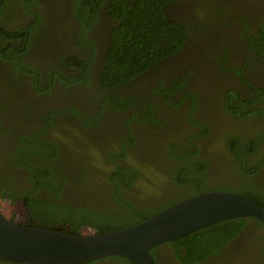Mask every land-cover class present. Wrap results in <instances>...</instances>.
<instances>
[{
  "label": "trees",
  "instance_id": "obj_1",
  "mask_svg": "<svg viewBox=\"0 0 264 264\" xmlns=\"http://www.w3.org/2000/svg\"><path fill=\"white\" fill-rule=\"evenodd\" d=\"M91 1L94 2L90 4ZM172 1L176 0L110 1L108 12L115 25L101 69L102 85L113 89L133 82L179 53L189 41V47L198 46L195 50L206 57L211 45L218 41L222 48L218 59L221 69L235 70L244 90L241 93L230 88L224 100H218L217 108L235 114L239 123L228 128L218 121L214 125L224 129L220 141L218 137L213 145H204L211 124L200 115L201 119L195 118V111L200 109L199 91L195 89L198 85L187 89L192 75V71H187L174 77L169 85L162 79L154 87L161 97L159 107L172 108L167 119L158 115L154 103L149 102L145 108L122 117L114 125L117 131H112L111 126L103 137L90 141L87 129L98 125L102 111L95 116L73 105L61 108L64 111L59 124L54 121L56 112L46 117L53 139L46 136V129L15 135L8 127L0 129V197L25 202L29 211L26 226L38 225L73 234L85 228L106 233L140 223L173 203L210 190L240 192L264 207V177L261 176L264 173V84L253 83L245 75L253 57L261 64L259 78L264 81V15L256 14V31L250 16L228 18V21H243L240 38L246 39L254 51L253 55L246 54V63L237 69L226 62L225 43L234 39L222 30L227 22L226 8L216 0H201L200 11L191 14L186 23L167 14L166 6ZM101 2L78 0L80 21L90 22L87 14L95 15V7ZM29 4L30 0L24 1L27 11L37 17L29 28L32 38V30L39 28L40 19ZM5 5L6 2L1 5V13ZM30 42L22 53L28 50ZM15 64L12 73L17 79L22 68L17 61ZM14 78L6 68L0 67V88H6L9 96L16 93L10 88H14ZM179 91H184L180 101L170 97ZM105 101L116 113L136 107L134 97L111 96L99 101L101 110L106 108ZM242 121L251 122L250 133L242 130ZM137 122L144 123L142 131H135ZM164 123L167 128L162 132L160 127ZM192 125L201 128L200 131L195 132ZM66 137L78 144L66 145ZM249 143L252 144L250 153H256L252 161L245 159L247 151L242 146ZM159 246L151 250L156 264L155 252ZM163 247L173 264H264V225L254 217L228 219L166 242ZM0 262L4 261L0 259ZM79 264L139 263L126 257L109 256Z\"/></svg>",
  "mask_w": 264,
  "mask_h": 264
},
{
  "label": "flooded vegetation",
  "instance_id": "obj_2",
  "mask_svg": "<svg viewBox=\"0 0 264 264\" xmlns=\"http://www.w3.org/2000/svg\"><path fill=\"white\" fill-rule=\"evenodd\" d=\"M24 1L0 0V7L6 2L2 13L0 12V67L6 68L9 75L13 78L15 77L13 74L16 68L15 61L5 58L4 55L6 49H10L13 55L17 57L15 58L22 68V71L18 72L20 77L13 79L14 88L10 86L11 90L14 89L13 91L16 93L9 96L6 88H0V90H3L2 92L0 91L1 130L8 127L15 135L39 132L42 129H46L48 130L46 136L53 139V132L51 133L48 128L46 117H48L50 112H56L54 121L59 124L60 118L63 116L61 112L64 111L61 108L74 105L81 110L83 109V111L88 110L95 116L102 111L98 125L87 129L89 131L86 136L88 137L87 139L103 137V134L111 129V126L118 124L122 117L129 116L136 109L145 108L149 102L154 103V109L158 115L163 119L169 118L172 108L163 105V107H159L162 103L161 97L154 91V87L162 79H164L165 85H169L174 77H179L187 71H192L191 78H189L187 83L198 85L195 89L199 91L197 96L200 99L207 96L208 87L216 83L214 77L212 79L211 76L212 70L217 72L216 67L212 63L213 57L211 56L207 61V57H203L200 52L195 50L198 46L191 45L189 47L191 43L189 41L179 53L152 67L133 82L113 89L105 88L101 83L100 74L109 50L110 33L115 25L113 18L108 12L111 0H102L101 3H98L95 7V15L87 14L86 17L90 20L87 23H83L79 19L77 13L78 0H30L29 5L38 12L40 19L39 28L32 30V38L30 37L31 31L29 28L37 17L27 11ZM253 1L216 0L218 5H223L226 8L227 22L222 30L234 37L233 40L235 41L241 42L237 37L243 32L244 23L240 19L238 21H228V18L233 20V17L246 18L250 16L252 17L251 25L255 29L258 23L256 14L262 13L257 12L258 6H254ZM92 2L94 1H91L90 4ZM199 3L202 7L203 2L201 0L172 1L167 4L166 12L169 16L182 18L187 23L190 21L191 14L196 13L198 10L200 11ZM263 5L261 4V8ZM29 40L31 42L26 48L28 50L22 53L21 51L27 46ZM233 40L228 43L231 53L230 60L237 62L234 49L240 44L233 43ZM210 48L215 49V46L212 47L211 45ZM260 69H262L261 64L258 61H254L245 74L249 76V79L260 82ZM67 82L69 86L66 87L65 84ZM217 85L218 88L221 87L220 84ZM242 88L244 90L243 86ZM175 95V93H172L170 97L174 98ZM14 96L17 97L14 98ZM111 96L134 97L136 107L120 110L116 113L110 104L105 101L106 108L101 110L102 106L99 101ZM6 97L7 100L4 99ZM200 111H195V113L199 114ZM210 116L203 114L202 118L204 121H209L211 125L218 121L226 125V119L228 118L233 119L232 123L227 122L228 128L235 127L239 123L235 114L214 112ZM134 127H136L135 131H142L145 125L137 122ZM240 127L242 130L249 131V133L253 129V125L249 121L240 122ZM166 128L167 123H164L160 130L163 132ZM223 133L224 129L222 128L213 129L206 135L207 140L204 145H213L215 140ZM13 138L11 141L16 143L17 140ZM250 145L252 144L242 145L248 153L245 155L247 161H252L256 157V153H250L252 149ZM222 151L225 154V150ZM211 155L213 157L214 153ZM239 159L242 162V157ZM262 162L263 160L260 161V164ZM261 176L264 177L263 172ZM4 202L8 203L10 207L21 204L22 211H8L7 207L3 205ZM0 206L11 220L21 225L29 224V211L23 200L13 202L11 199H2L0 197ZM244 239L243 244H246L247 241ZM163 245L161 244L155 252L158 260L157 264H173L168 259ZM259 256L260 254L257 255V257ZM3 261L0 264L9 263V261ZM10 263L18 264L15 262Z\"/></svg>",
  "mask_w": 264,
  "mask_h": 264
},
{
  "label": "water",
  "instance_id": "obj_3",
  "mask_svg": "<svg viewBox=\"0 0 264 264\" xmlns=\"http://www.w3.org/2000/svg\"><path fill=\"white\" fill-rule=\"evenodd\" d=\"M254 217L264 225V207L236 191L199 192L116 231L79 234L42 226L21 225L0 206V259L26 264H79L121 256L139 264H156L151 250L218 222Z\"/></svg>",
  "mask_w": 264,
  "mask_h": 264
},
{
  "label": "rangeland",
  "instance_id": "obj_4",
  "mask_svg": "<svg viewBox=\"0 0 264 264\" xmlns=\"http://www.w3.org/2000/svg\"><path fill=\"white\" fill-rule=\"evenodd\" d=\"M252 3H253L254 6H258V11L257 12H261L264 15V5L261 8V4H264V0H254ZM219 32H221V31H219ZM241 33L239 34V37H237L239 40H241V42L233 40V43L240 44V45L236 46L235 49H234V52H235L234 54H235V58H236L237 62L236 61L232 62L233 61L232 59L230 60L231 53H230V48H229L230 45L228 43L231 42V41H229L228 43L227 42L225 43L227 51H228V53L226 54L227 55V61L226 62L228 64L235 65L237 69H241L243 67V65L246 63V61H247L246 54L247 55L248 54L249 55H253L254 54V51L251 49V44H248L246 39L242 40L240 38L241 37ZM257 33H258V30H257ZM214 46H215V49H212L211 52H209V55L206 56V57H207V61H208L209 58H211V56L213 57L212 63L216 67V71L217 72H214V70H212L211 76H212V79L214 77V81H216V83L214 85L208 87L209 90L207 92V96L203 97V99L202 98L200 99L197 96L198 104H200V107H199L200 109H198V110H201L202 113L205 112L206 113L205 115H207L208 117H211L210 115H212V113H214V112L215 113L216 112H221L217 108V106L219 104L218 100H221V101L224 100V98L226 97V93H227L228 90H230V88L239 90L241 93L243 92L242 83H241V80L238 77L239 75L236 73V71L235 70L226 71V70L221 69V66L219 64L218 59H219V56H221L222 48L220 47V45H218V41H217L216 45H214ZM223 46L224 45H222V47ZM4 55H5V58L12 59L15 62L17 61V59H16L17 57L13 55V53H12V51L10 49H6ZM252 59L253 60H251L249 62L250 65L248 64V66H251V64L254 61H258V59H255L253 57H252ZM247 77H249V76L247 75ZM251 81L253 83L258 84V85L264 84V83H262L264 81H260V82H256L255 80H251ZM217 84H220L221 87L218 88ZM191 86H193V85L188 84L187 89L190 88ZM175 94L176 95L174 96L173 99L177 98L180 101L183 98V96H184V91L176 92ZM231 94L237 95V93L235 91H231ZM190 99L191 98L188 97V101ZM187 105H188V103H187ZM222 112L223 113H228L225 110H222ZM199 115L201 117L203 116V114L195 113V118H199ZM201 117L199 119H201ZM226 120H227L226 121V125L227 126H228L227 122H231L232 123V121H233V119H230V118H228ZM213 124H214V120H213ZM222 124H224V123L221 122V125ZM134 126H135V124H134ZM191 127L195 130V132H198L201 129V128L193 126V125ZM210 128H211V130H210V132H211L213 129H219L221 127L220 126H215V125H210ZM117 130H118V127H115V126L112 127V131H117ZM91 140H93V138H91L90 141ZM73 143H74V145L78 144V143L73 142V139L71 137H66V145H73ZM88 145H90V144H88ZM3 205H4V207H7L8 211L9 210H12V212H14V211L15 212L22 211L21 204H18V205L10 207L8 205V203L4 202Z\"/></svg>",
  "mask_w": 264,
  "mask_h": 264
}]
</instances>
